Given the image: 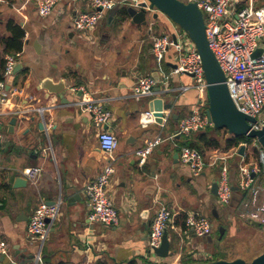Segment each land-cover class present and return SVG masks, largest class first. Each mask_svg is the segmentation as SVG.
I'll return each mask as SVG.
<instances>
[{
    "label": "crops",
    "instance_id": "1",
    "mask_svg": "<svg viewBox=\"0 0 264 264\" xmlns=\"http://www.w3.org/2000/svg\"><path fill=\"white\" fill-rule=\"evenodd\" d=\"M60 3V9L41 16L36 0L0 2L3 19L0 32L4 33V23L10 18L26 31L17 62L20 68L7 77L9 93L0 103L4 135L0 146V242L10 246L12 256L15 253L20 260L33 264L40 241L31 238L29 219L40 202L61 200L60 214L42 247L46 264H98L100 261L105 264H164L165 258L149 253L148 238L158 209L165 205L179 211L167 230L174 255L173 260L170 257L168 261L182 260V257L212 261L209 258L211 250L194 239L195 235L187 238L182 229L188 212L202 213L201 209L214 208L217 200L211 189L215 180L206 183L210 195L206 193L197 198L194 202L197 208L188 204L190 200H181L172 188L174 174L186 173L189 181L194 177L176 153L179 154L185 141L195 140L197 133L186 136L177 131L180 119L191 114L201 101L195 88L184 93L179 90L181 85H191L193 78L187 74H171L177 54L174 47L169 49L162 63L155 59L154 39L174 34L175 23L156 8L148 13L146 24L134 23L131 17L123 18V14L118 13L114 21L118 20L121 28L118 36H103L98 24L94 30H89L90 34L79 32L75 43L73 37L77 29L72 22L78 12L87 8L88 0H62ZM150 13L153 16L148 19ZM60 18L68 27V39L55 29L50 32ZM25 69L28 70L26 76L22 75ZM64 75L67 85L84 87L102 98L112 113L107 128L118 135L120 142L116 150V171L110 179L108 192L120 216L117 226L92 223L88 218L90 205L85 187L96 179L107 160L100 148L96 128L79 106L62 104L58 95L41 87L46 77L56 83ZM143 75L158 80L156 94L133 97V87ZM165 77H169L171 90L163 82ZM69 97L77 103L81 98L72 93ZM157 98L172 103L171 115L164 126L156 121L144 127L140 122L141 114L154 111L150 103ZM41 115L46 119L43 131L39 129ZM14 117L16 123L11 126ZM159 135L164 141L155 148L146 164L140 166L136 150ZM33 166L40 167L41 173L32 181L25 171ZM262 175L259 176L260 184ZM231 179L234 186L237 185L236 164L231 167ZM239 191L233 193L234 205L227 206L228 211L240 207L242 211L243 202L248 198L245 192ZM169 201L175 207H171Z\"/></svg>",
    "mask_w": 264,
    "mask_h": 264
},
{
    "label": "built area",
    "instance_id": "2",
    "mask_svg": "<svg viewBox=\"0 0 264 264\" xmlns=\"http://www.w3.org/2000/svg\"><path fill=\"white\" fill-rule=\"evenodd\" d=\"M4 0H0L2 2ZM62 0H36V9L41 16L50 15ZM146 0H88L87 8L78 12L72 25L81 31L94 30L106 13L117 3H127L140 6ZM196 2L203 11L206 24V37L209 46L214 52L224 74L230 95L236 107L258 119L251 123L255 129L264 127V4L258 5V0H184ZM151 10V8L148 6ZM183 33L178 30L174 34H163L156 37L152 44L153 53L158 63H162L171 47L177 51L176 62L171 69V74H187L193 78L191 85H181L179 90L184 93L191 87L199 93L201 100L191 114L179 121L177 134L190 135L201 131L208 126H214L209 119L207 89L208 81L205 76L203 59L197 46L193 42L189 50H184L181 43ZM176 40V41H175ZM261 49L258 56H254L257 49ZM21 52L5 56V78L0 80V103L4 102L9 89L7 77L13 74ZM164 84L171 90L169 77H165ZM158 80L151 75L140 76L133 87L132 95L136 98L148 97L156 94ZM16 90V88H15ZM82 95L78 102L84 114L91 119L96 128L101 150L106 154L99 175L85 187V194L90 205L89 221L105 226L114 227L120 223L118 210L113 204L108 188L110 179L116 171V150L119 146V137L107 127L111 123L112 113L104 105L103 99L86 91L84 87H77ZM171 110H165L160 125L167 122ZM140 122L147 127L156 122L154 111L147 110L141 114ZM3 120L0 117V146L4 135L2 132ZM164 141L161 135L147 142L136 150L140 166L146 164L155 148ZM259 148L258 160L246 161L245 156L239 154L241 145L248 147L251 144L241 143L229 150L213 149L204 154L198 149L182 145L179 151L181 161L188 165L194 177L205 172L208 167H217L220 177L215 180L218 184L217 200L220 205H227L233 197L234 182L231 179L232 160L241 156L238 163V182L240 191L245 192L242 215L264 225V189L260 184L259 176L264 174V150L254 140ZM41 173L38 166L29 167L26 177L36 180ZM62 201L52 204L42 201L35 208L28 223L31 238L40 241V250L35 255L33 264H46L42 247L50 234L51 228L61 211ZM251 206V207H250ZM252 208V209H251ZM179 211L165 205L160 206L153 219L148 238V248L152 252L160 247L165 231L178 216ZM212 222L199 211H190L186 214L185 225L182 232L190 238L191 235L202 237L212 232ZM0 256L14 261L8 244L0 242Z\"/></svg>",
    "mask_w": 264,
    "mask_h": 264
},
{
    "label": "water",
    "instance_id": "3",
    "mask_svg": "<svg viewBox=\"0 0 264 264\" xmlns=\"http://www.w3.org/2000/svg\"><path fill=\"white\" fill-rule=\"evenodd\" d=\"M154 10L165 14L172 22L182 27L193 40L200 52L205 76L208 81L207 89V102H208V114L209 119L213 123L214 127L227 129L228 133L233 136H245L255 140L260 147L264 150V127L255 129L251 123L258 122L256 117H252L242 111H240L229 92L228 85L226 83L225 74L214 54L209 46V42L206 37V24L203 11L198 7L196 2H186L184 0H146L142 1L140 6H134L127 3H117L107 13L106 22L112 25L118 15V13H126L127 17H131L134 23H147L148 13ZM176 41V40H175ZM261 53V49H257L254 56H258ZM20 68V65H16L15 71ZM66 75L63 78L54 83L51 78L46 77L41 83V87L46 89L49 93L58 95L62 104L71 106H79L77 101H74L69 96L72 93L76 97L82 95L81 90H75L74 85H67L65 82ZM172 107L171 102H164L163 99L157 98L150 103V108L154 110L156 121L162 122L164 111ZM43 114V112H42ZM41 121L39 122V129L45 130L46 119L44 115H41ZM174 118H177L174 115ZM16 117L12 118L10 125L16 123ZM34 119V118H33ZM246 146L241 145L239 154L241 156L245 153ZM179 154L176 153V156ZM218 184L216 181L212 184V192L217 194ZM233 190H239V187L235 185ZM245 195V194H244ZM49 203V202H48ZM53 202H50L52 204ZM213 215L218 217L217 209H213ZM252 224L260 227L262 226L259 221L249 219ZM220 239L224 235V229H221ZM171 241L168 236V232L165 231L163 235L162 244L160 247L154 249V252L149 250V253H154L156 257L167 258L171 254ZM14 261H11L4 256H0L1 264H28L29 260H20L17 254L12 256ZM181 264H264V249L259 255L248 261L241 257L233 260L215 259L212 261H196L192 263Z\"/></svg>",
    "mask_w": 264,
    "mask_h": 264
},
{
    "label": "rangeland",
    "instance_id": "4",
    "mask_svg": "<svg viewBox=\"0 0 264 264\" xmlns=\"http://www.w3.org/2000/svg\"><path fill=\"white\" fill-rule=\"evenodd\" d=\"M261 3L264 2V0H259ZM61 3L57 5V10L60 9ZM56 10V11H57ZM153 14H149L148 19H151ZM36 17H39L36 14ZM67 21V19H65ZM118 21V20H117ZM113 23L112 25L107 24L106 20L102 19L99 23V31L101 34L107 35V36H118L121 32L120 25L118 22ZM177 27V30L179 33H183V36L181 37V43L184 47V50H189L192 46L193 42L188 33L179 25L175 24ZM55 29V31L60 32L66 39L69 38V30L68 27L65 25L62 18H60L57 22L54 23V25L50 28V32ZM75 30V29H74ZM76 36L73 37V40L75 43L78 41L79 32L88 33L89 31H78L76 30ZM90 34V33H88ZM86 45V44H84ZM261 116H264V111L261 114ZM222 135L225 137H229L230 134L226 133L225 130H223ZM253 145H249L246 147L247 153L252 154L250 157V161H256L258 160V156H253ZM188 166V165H187ZM205 175L201 174L199 177H191L192 180L189 181V177L185 174H174L172 182V188L175 189V195L178 196L181 200L183 198H186V201H191L188 204L190 206H193L195 208L198 207V204L194 202L197 198H202L204 195L206 196V193L210 195L211 190L209 187L207 188V184L212 179L218 180L220 177L219 169L217 167H208L205 170ZM262 186L264 187V174L262 175ZM209 185V184H208ZM206 191V192H205ZM239 191V190H238ZM240 192V191H239ZM215 200H217V195L212 194ZM170 199V198H169ZM171 207H175V204L172 203V201H169L168 203ZM234 205V198L232 197V200L227 205H220L218 203V200L215 201L214 208L210 209H201L202 213L207 216L213 225L212 232L208 235L198 237L194 236L193 238L196 240H199L202 245L205 247V249L208 247L210 252L211 260L213 259H226V260H233L235 258L241 257L243 259H246L248 261L252 260L254 257L259 255L261 252H263L264 249V226H256L252 224V222L249 220V218L244 217L242 215L241 207L238 208L236 211L231 209V211H228V207ZM251 207V206H250ZM213 209H217L218 217H215L213 215ZM224 229V235L220 239L221 235V229ZM193 235V234H192ZM191 235V236H192ZM46 242V241H45ZM44 242V244H45ZM48 243V242H47ZM40 244V242H39ZM43 244V246H44ZM48 245V244H47ZM46 245V246H47ZM39 247V246H38ZM201 251H204L203 247H199ZM45 253L47 254V248L45 250ZM173 253L170 254L167 258L169 259L172 257L173 260ZM165 258L166 262L164 264H179L180 259L177 261H168V259ZM164 259V258H163ZM158 264V263H157Z\"/></svg>",
    "mask_w": 264,
    "mask_h": 264
},
{
    "label": "trees",
    "instance_id": "5",
    "mask_svg": "<svg viewBox=\"0 0 264 264\" xmlns=\"http://www.w3.org/2000/svg\"><path fill=\"white\" fill-rule=\"evenodd\" d=\"M264 2H260L258 0V5H263ZM123 18H126V13L122 12ZM3 23V19L0 13V24ZM5 30L4 33L0 32V80L5 78V65L6 59L5 56L7 54H16L21 52L24 45V38L26 36V31L22 27V25L17 22L14 18L8 19L5 23ZM28 70L25 69L22 71V75L26 76ZM225 130L228 133L227 129H221L214 126H208L205 129L196 132L197 137L195 140H188L185 141V145L194 147L201 151L204 154H207L209 151L213 149H223L229 150L232 147H237L241 143L247 142L248 144H252L253 147V156L256 157L259 155V148L254 144V140L249 137L245 136H233L230 135L229 137H225L222 135V131ZM246 161H250L251 155L244 153ZM254 156V157H255ZM241 156H236L234 159V163L238 166ZM235 193V191H234ZM215 260V259H213ZM197 260L192 259L190 257H182L181 263H192L196 262ZM210 261V260H207ZM206 261V262H207ZM179 263V264H181ZM98 264H105L104 262H99Z\"/></svg>",
    "mask_w": 264,
    "mask_h": 264
}]
</instances>
